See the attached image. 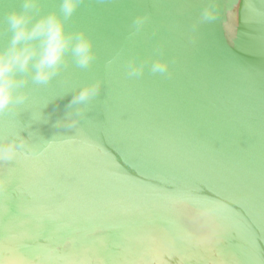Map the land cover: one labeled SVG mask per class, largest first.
<instances>
[{
    "label": "water",
    "instance_id": "1",
    "mask_svg": "<svg viewBox=\"0 0 264 264\" xmlns=\"http://www.w3.org/2000/svg\"><path fill=\"white\" fill-rule=\"evenodd\" d=\"M68 29L93 63L0 112V264H264V0H83Z\"/></svg>",
    "mask_w": 264,
    "mask_h": 264
},
{
    "label": "clouds",
    "instance_id": "2",
    "mask_svg": "<svg viewBox=\"0 0 264 264\" xmlns=\"http://www.w3.org/2000/svg\"><path fill=\"white\" fill-rule=\"evenodd\" d=\"M83 0H59V8L41 14L43 0H19L18 7L9 5L0 14L11 32L7 47H0V112L21 104L28 93L21 91L31 77L37 83H46L65 63L71 52L80 68H87L95 59L94 42L84 30L69 31L68 21ZM206 19H215L206 12ZM38 17V18H37ZM153 73L164 74L166 62L152 65ZM140 69L131 68L130 74L137 75ZM100 82L83 86L72 100V104H84L95 97ZM16 139H0V161L15 159L21 144Z\"/></svg>",
    "mask_w": 264,
    "mask_h": 264
}]
</instances>
